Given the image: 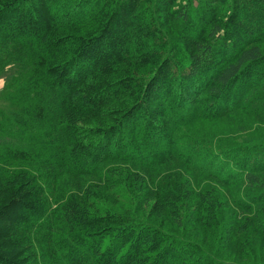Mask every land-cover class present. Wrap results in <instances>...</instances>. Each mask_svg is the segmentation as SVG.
Segmentation results:
<instances>
[{
  "label": "trees",
  "instance_id": "1",
  "mask_svg": "<svg viewBox=\"0 0 264 264\" xmlns=\"http://www.w3.org/2000/svg\"><path fill=\"white\" fill-rule=\"evenodd\" d=\"M25 53L34 68L0 110L14 142L0 148V264H238L105 208L89 180L119 187L109 164L180 159L239 191L264 233V138L180 134L200 119L264 121V0H0V72ZM152 185L165 203L188 192L173 174Z\"/></svg>",
  "mask_w": 264,
  "mask_h": 264
},
{
  "label": "rangeland",
  "instance_id": "2",
  "mask_svg": "<svg viewBox=\"0 0 264 264\" xmlns=\"http://www.w3.org/2000/svg\"><path fill=\"white\" fill-rule=\"evenodd\" d=\"M64 31L68 32L67 29ZM34 62L32 53H25L6 63L4 70L0 72V110L8 112L12 109L11 100L7 98L8 92H11L10 81L14 76L32 70ZM30 94L32 96L34 92ZM25 102L26 100L23 101ZM92 120L104 122L105 117H91L87 121L92 124ZM1 121L6 122V119L2 117ZM15 126L10 124L8 129L16 135L18 131ZM180 134L184 140L196 137L216 143L222 138H231L244 142L264 138V121L247 113L236 120L200 119L185 127ZM180 139L183 147V138ZM6 141L13 142L9 132L0 135V148ZM108 166L111 168L110 177L118 180L121 184L119 187H107L91 177L89 180L92 182L90 193L94 196L97 193V203L105 208L133 209L132 212L140 220L162 228L174 237L184 236L201 245L207 255H213L220 261L238 264L264 263V233L254 229L250 224V215L235 205V198L239 194L236 189L225 186L219 179L203 170L196 173L180 159L168 160L153 169L125 164ZM201 168L207 169L204 166ZM165 174H173L186 181L188 192L181 202L165 203L159 194L160 190L153 187V179L159 185ZM209 200L216 202L213 207L202 204V201ZM211 213H217V223L213 222L211 216L204 218ZM174 214L181 216L179 226L177 220L174 221Z\"/></svg>",
  "mask_w": 264,
  "mask_h": 264
}]
</instances>
